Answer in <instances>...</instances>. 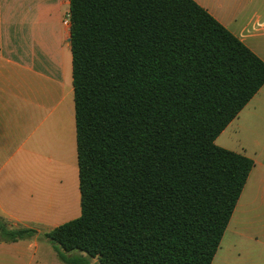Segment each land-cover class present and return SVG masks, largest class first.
Segmentation results:
<instances>
[{"label": "trees", "instance_id": "obj_1", "mask_svg": "<svg viewBox=\"0 0 264 264\" xmlns=\"http://www.w3.org/2000/svg\"><path fill=\"white\" fill-rule=\"evenodd\" d=\"M69 17L81 212L44 237L64 264H212L255 165L215 139L264 62L194 0ZM35 234L0 218V242Z\"/></svg>", "mask_w": 264, "mask_h": 264}, {"label": "crops", "instance_id": "obj_2", "mask_svg": "<svg viewBox=\"0 0 264 264\" xmlns=\"http://www.w3.org/2000/svg\"><path fill=\"white\" fill-rule=\"evenodd\" d=\"M194 1L264 62V0ZM69 6L70 0H0V218L11 229L36 231L28 239L0 242V264H57L53 255L38 251L39 241L48 242L44 234L59 224L56 211L62 217L78 205L77 167L58 183L46 172L68 149L77 155L70 26L64 24ZM54 122L67 131L69 143L58 151ZM215 144L255 164L227 230L232 223L264 224V85ZM58 192L65 197L60 210ZM232 234L264 245L256 233ZM232 247L236 251L220 252V245L212 264H247L241 243Z\"/></svg>", "mask_w": 264, "mask_h": 264}, {"label": "rangeland", "instance_id": "obj_3", "mask_svg": "<svg viewBox=\"0 0 264 264\" xmlns=\"http://www.w3.org/2000/svg\"><path fill=\"white\" fill-rule=\"evenodd\" d=\"M69 104H70V100H69ZM54 124L55 125L52 128V131L54 132L53 134H54L55 139H56V141L54 143H56L58 145L57 147L54 146V149L56 151H58V150H60V148L63 149L64 143H65V145L67 144V146L69 143H68V140L64 137V134H66L67 131L62 129L60 123L54 122ZM64 131H65V133H64ZM69 133H70V135L72 134V132H69ZM71 141H72V138H71ZM47 165L48 164H46V166ZM40 166H42V165H40ZM76 167L78 169L77 155L75 156L73 150L69 151V149H68V154L61 161L56 163L54 166H50V165L47 166V170H46L47 178L49 179L50 176L55 175L56 176L55 183H58L59 177H61L63 175L65 176L71 170H73V172H74ZM42 170H43V168L40 169V172H42ZM42 176H43V174H42ZM55 183H54V185H56ZM41 188H42V178L40 180V189ZM57 188H58V185H56L54 189H57ZM58 193H57V195L59 196L58 199L62 200V204L61 205L56 204L57 205L56 208L60 210L61 208L64 207L63 205H64L65 197H64L63 193H61V192H58ZM60 193L62 194L61 196H60ZM41 195H42V192H41ZM47 195H48V193H47ZM41 198H42V196H41ZM73 210H74V212H72L68 215L65 214V216H62V217H60L59 212L56 211V213H58V215H59V216H57L59 218H56V220H55L56 223H59V224H55L56 227L65 223V222H68L71 219H75L76 217H78L80 215V212H81L80 196L78 199L77 208L75 206ZM74 215H76L75 218H73ZM51 225H53V224H49V226H51ZM260 226L263 228L264 224H234V223H232L224 235L223 241L221 243V249H220L221 251L220 252H224L225 250H227L229 248L231 249V251H233V250L236 251L234 249V247H232V246L236 245V243H239V244L241 243V246H243V250L246 253V255H245L246 262L245 263H247V264H264V245H261L260 243L254 242L250 239H247L245 241L238 239L237 237H235L232 234L233 231H237L239 233L240 232L246 233L247 237H249L250 235L254 236L257 234L259 236L256 235V237L257 238L259 237V239L261 241L260 237L261 236L264 237V234L260 233L262 231L261 230L262 228ZM235 228H237V229L235 230ZM20 245H18L17 247H19ZM24 245L25 244H23V246ZM23 246L21 245V247H23ZM38 251L39 252H46L49 255H53L55 257L57 264H62L61 261L57 257V254L55 251V246L50 241L44 242L43 239H41L39 241V250ZM27 252H29V251L27 250ZM94 262H96V261L93 260V263Z\"/></svg>", "mask_w": 264, "mask_h": 264}, {"label": "built area", "instance_id": "obj_4", "mask_svg": "<svg viewBox=\"0 0 264 264\" xmlns=\"http://www.w3.org/2000/svg\"><path fill=\"white\" fill-rule=\"evenodd\" d=\"M64 24L70 26V17L69 15L64 19Z\"/></svg>", "mask_w": 264, "mask_h": 264}]
</instances>
